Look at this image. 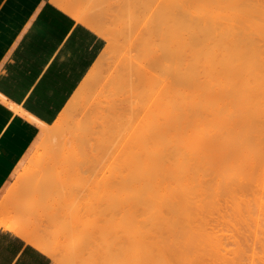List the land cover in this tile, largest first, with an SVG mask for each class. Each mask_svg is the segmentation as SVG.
<instances>
[{
  "label": "bare ground",
  "instance_id": "1",
  "mask_svg": "<svg viewBox=\"0 0 264 264\" xmlns=\"http://www.w3.org/2000/svg\"><path fill=\"white\" fill-rule=\"evenodd\" d=\"M52 1L71 11L91 3ZM164 1L138 15L133 60L128 35L101 27L112 0H92L100 24L75 11L97 20L114 58L106 66L104 49L77 99L43 127L31 156L41 158L17 176L37 181L0 201V225L56 264H264V0ZM100 73L95 89L86 80ZM131 95L137 123L127 126ZM108 154L106 195L76 202L81 162ZM98 211L83 226L81 214ZM45 217L65 228L28 223ZM75 234L83 241L68 244Z\"/></svg>",
  "mask_w": 264,
  "mask_h": 264
},
{
  "label": "crops",
  "instance_id": "2",
  "mask_svg": "<svg viewBox=\"0 0 264 264\" xmlns=\"http://www.w3.org/2000/svg\"><path fill=\"white\" fill-rule=\"evenodd\" d=\"M92 28L52 0H0V201L101 55Z\"/></svg>",
  "mask_w": 264,
  "mask_h": 264
},
{
  "label": "rangeland",
  "instance_id": "3",
  "mask_svg": "<svg viewBox=\"0 0 264 264\" xmlns=\"http://www.w3.org/2000/svg\"><path fill=\"white\" fill-rule=\"evenodd\" d=\"M80 1V0H79ZM86 1V0H85ZM85 1L84 2H82V3H85ZM91 3H89L88 2V0H87V2L88 3H85V4H83V6H82V4L81 3H79V4H81V6H82V8H78V3H77V5H75V7L73 6V8H74V11H78V12H80L79 10H83L84 8L85 9H89L88 11H90V12H92V14L91 13H89V15L91 14V15H93V14H97L98 13V11H96L97 10V7H98V5L96 4V6H95V3H98V0H94V2L95 3H93L92 2V0H89ZM97 1V2H96ZM158 1V2H157ZM163 1V2H162ZM67 2H68V0H67ZM164 0H112V5H113V8L111 7L110 8V10L109 11H107V10H105V11H102L101 13H100V15H102V16H104V17H101V18H103V20H101L102 21V24H101V27H103V29H105V31L108 29V30H111L112 28V30L113 31H115V32H117V31H121L122 33H126L127 35H128V43L127 44H130L131 43V45L134 43V45H132V47L133 48H131V46L128 48V49H126L130 54H131V58H132V60L135 58H133V56H135V50H136V44H137V25H139V22L137 21V20H139V16L141 15V14H143V15H148L147 13H149V14H151V13H153V12H157V11H159V10H161L162 9V5L164 4ZM117 3V4H116ZM121 4V5H123V8H121V9H117V8H119L118 6V4ZM132 3V5L130 6L129 4H131ZM149 3V4H148ZM68 4V3H67ZM92 4H94V5H92ZM148 5V6H147ZM156 5V6H155ZM77 6V7H76ZM136 6V7H135ZM155 6V7H154ZM132 7V12L130 11V8ZM137 8V9H136ZM96 9V10H95ZM126 9H127V11H126ZM146 9V10H145ZM151 9V11H149ZM154 9V10H153ZM163 10V9H162ZM83 11H85V10H83ZM83 11H81L80 13H85V12H83ZM88 11H87V13H88ZM93 12H96V13H93ZM116 12V13H115ZM139 13V14H138ZM141 13V14H140ZM145 13V14H144ZM115 14V15H114ZM132 14V15H131ZM91 15H90V19H91V21H92V17H91ZM98 15V17L100 16L99 14H97ZM97 15H96V18H93V19H100V17L98 18L97 17ZM106 15V16H105ZM119 15H120V17H119ZM126 15V16H125ZM139 15V16H138ZM137 16V17H136ZM94 17V16H93ZM113 17V18H112ZM107 20V19H109V20H111V18H112V20L109 22H107V21H105V19ZM126 18H127V20H126ZM124 19H125V21H124ZM134 19V20H133ZM96 20V21H97ZM116 20V23L114 22H112V21H115ZM131 20H132V22H131ZM94 21V20H93ZM93 21L92 22H90V24H92L93 23ZM96 21H94L95 23H96ZM99 22V23H98ZM94 23V24H95ZM97 23L98 24H100L101 22L98 20L97 21ZM119 23V24H118ZM121 23V24H120ZM123 23V24H122ZM134 23V24H133ZM93 24V25H94ZM107 24H109V25H107ZM126 24V25H125ZM93 25H90V26H92L93 27ZM96 25V24H95ZM94 25V26H95ZM114 25V26H113ZM116 25V26H115ZM123 25H125V27L123 26ZM111 26H112V28H111ZM120 27V26H123V27H120L121 29H117V27ZM96 27H97V25H96ZM108 27V28H107ZM118 27V28H119ZM131 27V28H130ZM93 28H95V27H93ZM98 29H99V31L101 30L100 29V27H97ZM110 28V29H109ZM96 29V28H95ZM102 29V30H103ZM97 30V29H96ZM98 31V32H99ZM132 31V32H131ZM99 33H103L102 31H100ZM105 35H107V34H105ZM105 35H103L102 34V36H105ZM106 38V45H105V47H104V49H105V51H106V53H105V56L107 57H102V55H103V53H102V55L100 56V58H102L103 60H104V64H106V66L108 65V63H110L112 60H113V54H109V53H113V51L115 50V48H114V46H111L112 45V42L113 41H111L110 39H107L108 38V36L107 37H105ZM130 40H131V42H130ZM135 41V42H134ZM110 42V43H109ZM109 44V45H108ZM107 46H108V49H109V52H108V49H107ZM111 46V47H110ZM128 46V45H127ZM131 48V49H130ZM104 49H103V51H104ZM114 49V50H113ZM111 50V51H110ZM133 50V51H132ZM132 52H134V55H132L133 53ZM113 57V58H109V57ZM98 59H99V57H98ZM98 59L96 60V61H98ZM101 59V60H102ZM126 59V58H125ZM106 60V61H105ZM95 61V62H96ZM100 61V60H99ZM98 61V62H99ZM100 63V62H99ZM98 63V64H99ZM101 63H103V62H101ZM94 65H95V63H94ZM93 65V66H94ZM96 65H97V63H96ZM95 65V66H96ZM94 66V67H95ZM98 66V65H97ZM104 66V65H103ZM105 66V68H104V70H103V72H105V70L107 69V67ZM94 67H92V68H94ZM91 70V69H90ZM88 74V73H87ZM90 75V74H89ZM89 75H86V77L87 76H89ZM86 77H85V79H86ZM90 77V76H89ZM99 77H101L102 78V74L100 73L99 74V76H98V78H95V79H87L86 81L88 82V80H90V81H92L93 83H91V85L90 86H92V87H95V85H96V87H95V89L98 87L97 85H99L100 83H101V78H99ZM85 79L81 82V86L79 85V87L80 88H82L83 86V84H85L86 82H85ZM97 80V81H96ZM89 81V82H90ZM94 81H96L97 83L96 84H94ZM85 82V83H84ZM89 82H88V84H89ZM99 83V84H98ZM78 87V89L75 91V92H78V94H79V91L81 90L80 88ZM91 87V88H92ZM94 88H92L91 90L92 91H94L93 90ZM90 90V88H89V92L91 91ZM91 91V92H92ZM140 92L141 91H143V88L142 89H140L139 90ZM90 92V93H91ZM139 93V92H138ZM144 93V92H143ZM77 93H74V95L72 96V98H71V100L69 101V103L67 104V105H69V104H71V101H73L74 100V98H76L75 96H77L78 95ZM133 99H131V98ZM130 97H128L127 98V100L123 103V106H125L124 107V113L127 115H125V117H124V122H126L127 123V126H130V125H135L136 123H137V104H136V102H137V99H134L135 98V96L133 97L132 95L130 96ZM77 99V98H76ZM136 101V102H135ZM136 104V105H135ZM74 105V104H73ZM77 106V105H76ZM78 107H81V104L78 106ZM65 108H67V106L65 107ZM63 112V111H62ZM62 114V113H61ZM126 119V120H125ZM128 131V129L127 130H124L123 129V131H122V134L124 135L126 132ZM119 140H121L120 139V137H119ZM109 156H111V157H109ZM35 159H33V157H29V159H27L26 160V162H25V164H24V166H29L30 164L29 163H31L32 161H38V159H40L41 158V156H39V154H38V156H35L34 157ZM107 158H110V159H107ZM90 159V160H89ZM88 160H84L83 162H81V166H79V169H80V174L81 175H83V176H81V181L79 182V181H77L76 182V184L78 185V187H76V190L74 191L75 193V197H74V199L76 200V202H84V201H87L88 199H92L93 198V196H94V194L95 195H100V194H102V193H104L105 195H106V192H105V190H104V187H105V181H106V178L107 177H109V168H111L112 166H114L113 165V163H114V161L112 160L113 159V156H112V154H108L107 156H105L104 157V159L102 160V161H100V160H98L97 158H95V157H90ZM31 161V162H30ZM34 161V162H35ZM96 163H95V162ZM88 162V163H87ZM86 163V164H85ZM93 163V164H92ZM111 163V164H110ZM94 164L96 165V166H94ZM110 164V165H109ZM85 165V166H84ZM90 166V167H89ZM101 166V167H100ZM84 167V168H83ZM103 167V168H102ZM99 168V169H98ZM92 170V171H91ZM85 171H87V172H85ZM107 172V173H106ZM36 173V172H35ZM35 173H32L33 175H36ZM39 173V172H38ZM31 174V175H32ZM40 174V173H39ZM33 175L32 176H30V177H32L31 179H33L34 178V181L36 182L37 181V178L40 176H38V174L35 176V177H33ZM38 176V177H37ZM30 177L28 178V177H24V178H22V177H12L11 179H10V181H11V188H13L14 190L16 189V188H23V184H25L26 185V187L29 185V184H31V183H29L30 181ZM111 177V176H110ZM28 179V180H27ZM33 181V182H34ZM32 182V185H34L35 183H33ZM122 184V183H121ZM121 184H120V186H116L117 188H118V190H120V187H121ZM25 185H24V189L26 188L25 187ZM123 185V184H122ZM31 187V186H30ZM116 198H117V196H116ZM118 199V198H117ZM25 201H26V199H25ZM25 201L23 202L25 205H28L30 202L29 201H26L27 202V204L25 203ZM116 202V201H115ZM22 203V204H23ZM114 211H116V210H114ZM81 216H83V226H89L91 223H93L94 222V219H96V218H98L99 216H100V211H98V212H96V213H94V214H89V215H86L85 213H83V214H81ZM46 219H44V218H39V219H41V220H39V222L37 221V220H29L28 221V223L29 224H31L32 226H33V228L34 229H36V230H41L42 228L44 229L45 228V230H49V231H53L52 229H55L54 228V226H57V228L58 229H62V228H65V224H63V223H59V221H57V223L53 220V219H51L50 220V217H49V219H47V217H45ZM52 223V224H50V223ZM55 222V223H54ZM47 230V231H48ZM70 239L68 240V244H71L72 242H76V241H78V242H82L83 241V237H82V235L81 234H75L74 235V237H69ZM49 255V254H48ZM50 256V255H49ZM50 258L52 259V261H53V264H56V262L53 260V258L50 256Z\"/></svg>",
  "mask_w": 264,
  "mask_h": 264
},
{
  "label": "snow or ice",
  "instance_id": "4",
  "mask_svg": "<svg viewBox=\"0 0 264 264\" xmlns=\"http://www.w3.org/2000/svg\"><path fill=\"white\" fill-rule=\"evenodd\" d=\"M87 39V35L81 37L82 41ZM4 90L5 78L0 77V94H3ZM32 119L34 122H39L35 120V117ZM0 264H53V261L42 250L36 249L30 243L26 246L17 233L11 230H0Z\"/></svg>",
  "mask_w": 264,
  "mask_h": 264
}]
</instances>
